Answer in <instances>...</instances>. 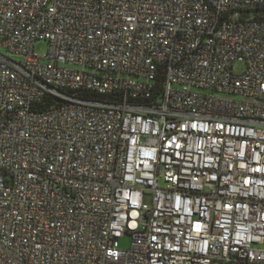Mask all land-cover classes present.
Returning <instances> with one entry per match:
<instances>
[{
	"label": "built area",
	"instance_id": "obj_1",
	"mask_svg": "<svg viewBox=\"0 0 264 264\" xmlns=\"http://www.w3.org/2000/svg\"><path fill=\"white\" fill-rule=\"evenodd\" d=\"M0 48V264H264V0H0Z\"/></svg>",
	"mask_w": 264,
	"mask_h": 264
},
{
	"label": "rangeland",
	"instance_id": "obj_2",
	"mask_svg": "<svg viewBox=\"0 0 264 264\" xmlns=\"http://www.w3.org/2000/svg\"><path fill=\"white\" fill-rule=\"evenodd\" d=\"M47 49H48V43L45 40L35 41L33 50L36 56L42 57L46 53ZM0 53L5 56H9V54L1 48H0ZM15 60H19V59H15ZM243 69H244V66L241 63H237L233 66V72L236 74L242 73ZM129 246H130L129 237L126 236V237L119 239V247L121 249H127Z\"/></svg>",
	"mask_w": 264,
	"mask_h": 264
}]
</instances>
